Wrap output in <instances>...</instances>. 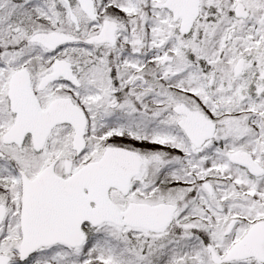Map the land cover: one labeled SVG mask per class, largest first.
Listing matches in <instances>:
<instances>
[{"label": "snow or ice", "instance_id": "obj_1", "mask_svg": "<svg viewBox=\"0 0 264 264\" xmlns=\"http://www.w3.org/2000/svg\"><path fill=\"white\" fill-rule=\"evenodd\" d=\"M0 264H264V0H0Z\"/></svg>", "mask_w": 264, "mask_h": 264}]
</instances>
